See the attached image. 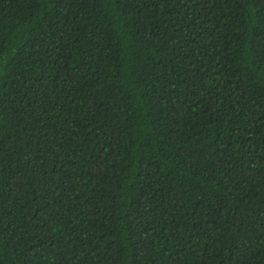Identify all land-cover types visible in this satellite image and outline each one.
<instances>
[{
    "label": "trees",
    "instance_id": "1",
    "mask_svg": "<svg viewBox=\"0 0 264 264\" xmlns=\"http://www.w3.org/2000/svg\"><path fill=\"white\" fill-rule=\"evenodd\" d=\"M0 264H264V0H0Z\"/></svg>",
    "mask_w": 264,
    "mask_h": 264
}]
</instances>
